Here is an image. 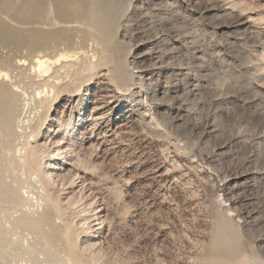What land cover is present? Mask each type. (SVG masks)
Returning a JSON list of instances; mask_svg holds the SVG:
<instances>
[{"label":"rangeland","instance_id":"1","mask_svg":"<svg viewBox=\"0 0 264 264\" xmlns=\"http://www.w3.org/2000/svg\"><path fill=\"white\" fill-rule=\"evenodd\" d=\"M35 1L0 0V264H264V0Z\"/></svg>","mask_w":264,"mask_h":264},{"label":"bare ground","instance_id":"2","mask_svg":"<svg viewBox=\"0 0 264 264\" xmlns=\"http://www.w3.org/2000/svg\"><path fill=\"white\" fill-rule=\"evenodd\" d=\"M59 3L61 0H57ZM33 5L38 9V10H41V3L39 0H36ZM10 34H6V37L4 38H9ZM55 61H59V59L55 60ZM52 63V61L50 62L47 58H43V57H38L35 59V67H36V70L38 71V74H44V73H47L49 68L48 66ZM34 71V70H33ZM35 72V71H34ZM50 72V71H49ZM52 75V74H51ZM7 77V75H5V78ZM47 77V76H45ZM52 77V76H51ZM50 77V78H51ZM7 79V78H6ZM17 89V88H15ZM15 91V90H14ZM15 93V92H14ZM7 111H9L7 109V102H5L4 100L3 101H0V118L3 119L5 121L6 119V115H7ZM19 124V123H18ZM17 124V125H18ZM14 189V188H13ZM19 191V190H18ZM17 191V192H18ZM19 193V192H18ZM21 196V195H20ZM36 221V220H35ZM28 224L30 226H34V221H30L28 222ZM39 224V223H38Z\"/></svg>","mask_w":264,"mask_h":264}]
</instances>
